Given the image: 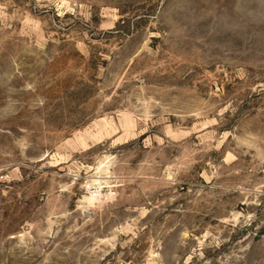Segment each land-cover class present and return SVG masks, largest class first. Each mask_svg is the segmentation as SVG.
Segmentation results:
<instances>
[{
	"label": "rangeland",
	"instance_id": "1",
	"mask_svg": "<svg viewBox=\"0 0 264 264\" xmlns=\"http://www.w3.org/2000/svg\"><path fill=\"white\" fill-rule=\"evenodd\" d=\"M0 264H264V0H0Z\"/></svg>",
	"mask_w": 264,
	"mask_h": 264
}]
</instances>
